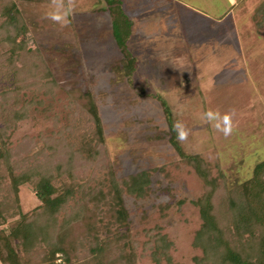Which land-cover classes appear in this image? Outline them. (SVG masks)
<instances>
[{
    "label": "rangeland",
    "instance_id": "374dc122",
    "mask_svg": "<svg viewBox=\"0 0 264 264\" xmlns=\"http://www.w3.org/2000/svg\"><path fill=\"white\" fill-rule=\"evenodd\" d=\"M11 1L28 30L22 43L50 61L62 87L54 89V109L63 111L65 92L78 81L98 105L107 160L94 169L90 188L100 181L108 185V172L115 179L149 172L151 193L145 200L123 197L128 234L137 243L135 264H153L141 258V244L145 232L156 228L171 244V261L161 264H203L202 251L192 246L203 223L192 202L202 196L203 184L166 138L148 141L156 131L169 130L154 96L166 102L185 150L200 156L212 176L221 172L230 182L247 178L253 163L264 159V25L255 17L264 0H121L131 22L129 49L138 62L133 85L145 84L152 95L146 97L124 82L113 83L118 77L109 67L120 54L104 0ZM67 56L78 61L79 71L62 61ZM33 118L18 124L9 146L36 136ZM18 197L23 214L39 205L29 185L19 188Z\"/></svg>",
    "mask_w": 264,
    "mask_h": 264
},
{
    "label": "trees",
    "instance_id": "16d2710c",
    "mask_svg": "<svg viewBox=\"0 0 264 264\" xmlns=\"http://www.w3.org/2000/svg\"><path fill=\"white\" fill-rule=\"evenodd\" d=\"M104 1L120 54L109 67L118 77L113 83H126L140 97L152 96L146 93L145 84L133 85L138 62L129 49L131 22L119 5L121 0ZM0 17V264H57L59 258L58 264H135L137 243L128 234L130 215L123 197L145 200L151 193L149 172L120 179L111 178L108 172V185L100 181L90 188L94 169L107 160L92 93L79 81L74 83L65 92L66 106L57 112L54 89L62 87L50 61L22 43L28 30L11 0H0ZM255 17L263 26L264 2ZM69 58L62 57V61ZM70 64L79 71L78 61ZM44 97L51 102L45 104ZM154 97L163 108L169 130L156 131L148 141L166 138L203 184L202 196L192 202L203 222L192 243L202 251L199 263L264 264V159L253 163L247 178L230 182L221 172L212 176L200 156L185 150L164 99L158 94ZM31 115L41 119H31L36 136H24L12 148L18 124ZM23 185L31 186L39 202L33 212L25 214L18 197ZM16 217L14 226L3 228ZM159 231L145 232L141 258L153 264L170 263L171 244Z\"/></svg>",
    "mask_w": 264,
    "mask_h": 264
},
{
    "label": "clouds",
    "instance_id": "9594fccd",
    "mask_svg": "<svg viewBox=\"0 0 264 264\" xmlns=\"http://www.w3.org/2000/svg\"><path fill=\"white\" fill-rule=\"evenodd\" d=\"M53 19H58V17H53ZM228 119H229L228 117H225V120H226V121H227ZM223 131H224L225 135L229 134V129L226 128V129H223ZM180 139L183 140L184 137L181 136Z\"/></svg>",
    "mask_w": 264,
    "mask_h": 264
}]
</instances>
